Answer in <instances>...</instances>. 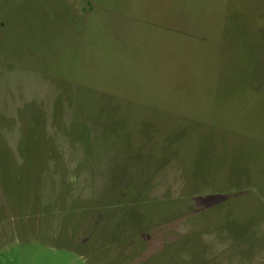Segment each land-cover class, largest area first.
I'll return each instance as SVG.
<instances>
[{
	"label": "rangeland",
	"instance_id": "obj_1",
	"mask_svg": "<svg viewBox=\"0 0 264 264\" xmlns=\"http://www.w3.org/2000/svg\"><path fill=\"white\" fill-rule=\"evenodd\" d=\"M0 264H264V0H0Z\"/></svg>",
	"mask_w": 264,
	"mask_h": 264
}]
</instances>
